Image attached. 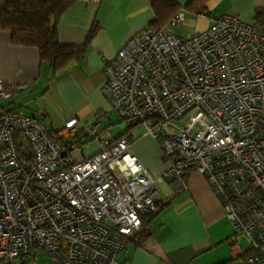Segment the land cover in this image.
Masks as SVG:
<instances>
[{
	"label": "built area",
	"instance_id": "obj_1",
	"mask_svg": "<svg viewBox=\"0 0 264 264\" xmlns=\"http://www.w3.org/2000/svg\"><path fill=\"white\" fill-rule=\"evenodd\" d=\"M206 19L190 38L153 26L134 34L103 64L101 92L124 131L141 125L159 146L174 192L190 171L211 186L233 228L229 264H264V33L253 19ZM182 20L176 11L168 24ZM15 89L0 82V98ZM93 140L97 152L73 158ZM157 192L123 132L75 119L51 132L21 112L0 116V264L35 251L111 264Z\"/></svg>",
	"mask_w": 264,
	"mask_h": 264
},
{
	"label": "crops",
	"instance_id": "obj_2",
	"mask_svg": "<svg viewBox=\"0 0 264 264\" xmlns=\"http://www.w3.org/2000/svg\"><path fill=\"white\" fill-rule=\"evenodd\" d=\"M190 2L178 0V11L183 13L178 26L186 21L194 26L192 35L183 38L206 29V16L228 14L250 23L255 11L264 8V0H205L201 10L199 4ZM153 21L148 0H73L57 21L56 37L61 45L83 46V52L55 72L39 60L36 48L12 44L9 31L0 29V82L16 88L9 97L0 98V116L21 112L37 118L51 132L61 131L70 119H75L79 128L98 123L108 137H118L124 129L101 92L103 64ZM178 26L166 22L162 29L175 34ZM91 28L94 32L88 39ZM125 136L139 163L156 178L154 201L160 209L148 225V235L130 236L126 248L111 264H229L238 253L230 243L233 228L204 177L190 171L185 177L186 187L174 192L160 177L165 161L144 127L133 126ZM68 141L72 139L64 140ZM97 150L98 142L93 140L71 154L78 160ZM25 260L29 264H60L41 252Z\"/></svg>",
	"mask_w": 264,
	"mask_h": 264
},
{
	"label": "trees",
	"instance_id": "obj_3",
	"mask_svg": "<svg viewBox=\"0 0 264 264\" xmlns=\"http://www.w3.org/2000/svg\"><path fill=\"white\" fill-rule=\"evenodd\" d=\"M204 2L191 0L189 5L199 4L201 10ZM72 3L73 0H0V29L9 31L12 44L36 48L39 60L48 63L52 71H58L83 52V46L61 45L56 37L57 21ZM148 3L154 14L152 26L159 29L180 9L178 0H148ZM253 20L264 33V8L255 11ZM93 32L91 28L88 39ZM126 133L127 129L123 131L124 135ZM159 209L156 204L155 210L141 217V228L135 234L148 235V225ZM52 256L63 264L59 254Z\"/></svg>",
	"mask_w": 264,
	"mask_h": 264
},
{
	"label": "rangeland",
	"instance_id": "obj_4",
	"mask_svg": "<svg viewBox=\"0 0 264 264\" xmlns=\"http://www.w3.org/2000/svg\"><path fill=\"white\" fill-rule=\"evenodd\" d=\"M174 32L176 35H179L180 37L181 36L187 37V36L192 35V33L194 32V26L189 21H186L185 23L180 24L177 29H174ZM158 148H159V146H158ZM242 245L246 246L244 241H242ZM35 252H39V251H35ZM41 253H42V256H48L44 252H41ZM50 257H52V255H50ZM14 264H29V261L25 260V261H23V263H21V261H16Z\"/></svg>",
	"mask_w": 264,
	"mask_h": 264
},
{
	"label": "water",
	"instance_id": "obj_5",
	"mask_svg": "<svg viewBox=\"0 0 264 264\" xmlns=\"http://www.w3.org/2000/svg\"><path fill=\"white\" fill-rule=\"evenodd\" d=\"M3 264H9L8 262H5V263H3Z\"/></svg>",
	"mask_w": 264,
	"mask_h": 264
}]
</instances>
